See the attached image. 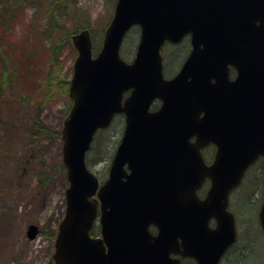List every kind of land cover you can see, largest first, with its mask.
I'll use <instances>...</instances> for the list:
<instances>
[{
  "label": "water",
  "instance_id": "obj_1",
  "mask_svg": "<svg viewBox=\"0 0 264 264\" xmlns=\"http://www.w3.org/2000/svg\"><path fill=\"white\" fill-rule=\"evenodd\" d=\"M245 4L237 0H116L95 57L88 30L73 36L78 55L69 85L72 106L62 128V161L69 185L54 243L56 264H180L169 256L178 235L183 239L184 256H192L197 264H217L220 254L235 240L227 195L247 165L258 155L264 157V75L252 81L241 68L232 81L225 72L210 81L211 74L221 72L212 62L191 67L192 53L176 76L164 79L159 48L164 38L173 39L194 26L195 39L205 36L203 27L212 19H220V24H244L246 32L261 37L264 44V0H247ZM249 21L254 24L248 30ZM137 23L141 24L140 43L131 62H126L119 56V47L127 30ZM220 32L219 28L203 39ZM261 69L264 66H258ZM128 89L130 93L122 101ZM156 97L162 104L150 111ZM116 112H124L125 130L108 177L98 188L84 155L95 131L109 125ZM192 134L197 141L195 147L190 146L198 152L215 140L221 152L225 151L231 171L224 179L211 174L212 185L204 200L194 196L178 202L174 194L178 180L169 178L174 171L167 162L178 150L166 143L181 141L189 152L187 141ZM196 160L204 171L200 155ZM197 179L200 181L202 174ZM196 184L180 188L192 191ZM97 201L100 236L93 237L89 230ZM173 208L183 216V233L171 227ZM210 216L216 219L215 228L207 224ZM150 223L158 228L156 235L149 232ZM258 223L264 233V197ZM37 232L36 224L28 225L29 238Z\"/></svg>",
  "mask_w": 264,
  "mask_h": 264
},
{
  "label": "rangeland",
  "instance_id": "obj_2",
  "mask_svg": "<svg viewBox=\"0 0 264 264\" xmlns=\"http://www.w3.org/2000/svg\"><path fill=\"white\" fill-rule=\"evenodd\" d=\"M115 1L65 0V13L51 7L52 5L45 6L47 0L35 2L15 16V22L5 31L4 39L0 38L2 45L12 42L19 50L22 45L33 48L36 59L32 62H41V65L35 69L30 80L36 78L45 92L52 93L51 101L39 111L37 103L33 105L35 99L20 104L22 99L19 89L16 86L9 88L8 98L20 104L15 111L17 118L14 117L15 114L9 116L13 107L11 101L1 105L3 112L0 111V117L5 118L0 119V264H50V260L54 262L55 239L50 232H56L63 216L67 187L62 169L56 167L61 157L62 139L60 137L52 141H41L44 161L38 163L30 157L32 154L22 148L25 136L20 117L28 110L36 111L45 123L56 129L61 127L71 101L67 92L62 91L61 85L59 88L58 82L63 84L62 78L71 77L72 63L76 55L70 35L87 28L93 42L92 50L96 53L103 31L113 14ZM6 17L4 14L0 19L7 21ZM44 25L47 26L43 28ZM137 39V26H133L126 34L120 49V55L125 61H130L134 56ZM53 59L56 60V69L49 75L46 62L51 65ZM64 85L67 87L66 82ZM123 125V116L116 115L112 123L95 136L88 152L92 161L90 169L101 182L107 176ZM256 165L250 167L244 185L237 188L231 197V208L237 220L239 238L235 247L238 252L240 250V264H264V235L257 223V211L263 195L264 170ZM42 168L51 176L46 188L38 184L37 171ZM29 224H36L38 227L33 238L27 236ZM94 227L98 231L97 220ZM232 251H236L235 248ZM229 255L225 257L229 261L225 264L239 263H231L233 255ZM241 257L244 259L242 263Z\"/></svg>",
  "mask_w": 264,
  "mask_h": 264
},
{
  "label": "flooded vegetation",
  "instance_id": "obj_3",
  "mask_svg": "<svg viewBox=\"0 0 264 264\" xmlns=\"http://www.w3.org/2000/svg\"><path fill=\"white\" fill-rule=\"evenodd\" d=\"M237 1L243 5H246L245 3L247 0ZM253 24V21L247 22V29H251ZM225 26L227 28H231L230 32L224 29ZM239 27H242L240 31H238ZM203 28L207 30V34L205 36L218 30L219 28L222 29V32H220L217 36L207 37V39H203L205 36L195 39L193 34L197 28L194 26L191 29L188 28L181 36L166 41L162 46L161 52L164 56L166 55L163 62V72L167 77L176 75L177 71L182 68V66L185 64V61L192 53L195 55L191 60V67L193 65L196 67L198 65L208 66L209 62H212L217 66L218 71L221 72L220 74H211L210 81L215 80V75H221L224 72L226 78L229 81H232L239 75L238 70L241 68H244L243 71L245 76L249 74H255L256 77H254V79L257 78V80L261 78L259 74L264 75V69H261L260 71L258 70V66H264V44L261 43V37L258 36V38H256L253 32H246L244 24L238 25L236 22L230 24H220L219 21L212 19V22ZM137 31L139 40L141 36L139 26H137ZM166 59L168 62H166ZM254 79L250 80L254 81ZM261 79L264 80V78ZM158 106L159 101H156V103L151 106V109L156 110ZM189 141L190 143L187 142V145H191V143L194 142V138L191 137ZM170 145H175L178 152L167 157L169 167L174 171L173 173H170L169 178L174 176L178 181H175V184L171 183L170 181L169 183L178 187L174 193L178 202L191 200V189H181L180 186H190L194 179H197L199 176L197 172L192 170V168L195 167L193 159L194 153L196 151L189 148L190 151L188 152L184 147V143L181 141H169L166 143L167 147ZM218 150L219 148L214 142L202 146L200 150L201 158L205 161L206 166L209 167L213 165V169L211 171L203 172V177L200 183L198 182V179L196 180V182L199 184L195 186L194 193L200 200L204 199V197L207 195V191L210 188L212 183L211 173L213 175L221 176L227 172V170H225L226 160L223 159V155L219 153ZM230 192L228 195V209L233 212L231 208L233 204L231 201L233 190ZM171 217V227L176 232L183 233V216L173 208ZM207 223L212 228L216 227L214 217H211ZM147 228L152 235H156L158 228H156L153 223H150ZM176 238L177 244L174 248L175 250L170 252L169 256L172 259L177 258L181 264H197L193 257L188 255L184 256L181 253V250H183L181 245L183 239L180 235L176 236ZM235 243L236 242L229 244L228 248L224 250V252L218 257V264H225L229 262L225 257H227L230 252V255H233L231 263L239 262L238 264H240V258H238L240 250L238 252L235 247ZM234 248L236 251H232ZM242 262L243 260H241V263ZM154 264H159V261H156Z\"/></svg>",
  "mask_w": 264,
  "mask_h": 264
},
{
  "label": "trees",
  "instance_id": "obj_4",
  "mask_svg": "<svg viewBox=\"0 0 264 264\" xmlns=\"http://www.w3.org/2000/svg\"><path fill=\"white\" fill-rule=\"evenodd\" d=\"M64 1L65 0H47V4L45 6L52 5L51 7L65 13ZM35 2H43V0H0V17L4 14L7 15V21L0 19V22H2L0 23V38L4 39L5 31L11 28L15 22V16L29 6H32ZM46 26L47 25H44L43 28ZM41 33L43 32L41 31ZM1 42L3 41L0 40V111H2L1 105H5V102L9 100L12 102L11 105L13 106L12 109H10L11 112L9 116H13L15 114L16 116L14 117L17 118L18 116L15 112L16 109L20 107V104H23V102L26 104L32 99H35V101H33V105L37 103V110L40 111L43 107H45L47 102L51 101L52 97V93L45 92L41 84L37 82L36 78L30 80V76L33 74L35 69L40 68L41 62H32L36 59L33 48L22 45L21 50H19V48L12 42L6 45H2ZM46 63V68L48 70L47 74L51 75L53 70L56 69V60L53 59L51 65L48 61ZM53 79L54 77L51 78V80ZM62 79L64 80L63 84L58 82V86L60 88L61 85L62 91L65 90L67 92V87L64 84L66 82L68 86L69 79L67 76ZM12 86H16V88L19 89L20 98L22 99L20 104H18L16 100L15 102L8 98V89ZM3 118L5 117H0V119ZM20 119L21 124H23L22 131L25 136L22 148L33 155L30 157L34 158L38 163H42L44 159L40 148L41 141H52L53 139L60 138L61 127L56 129L52 125L45 123L36 111L31 112L28 110L24 116L22 115L20 117ZM87 162L90 163V158L88 157ZM56 167L62 169V176L65 181V168L61 159L58 160ZM37 174L39 177L38 184L42 188H46L51 180L50 174H48V172L43 168L38 170ZM91 233L96 234V231L92 230ZM55 234V231L50 232L52 238H55ZM241 258V260H244L243 257ZM49 263L54 264L52 260H50Z\"/></svg>",
  "mask_w": 264,
  "mask_h": 264
}]
</instances>
